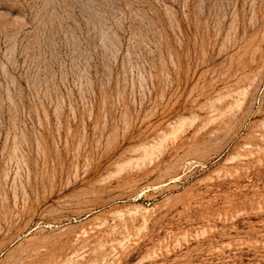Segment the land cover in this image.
I'll return each instance as SVG.
<instances>
[{
    "label": "rangeland",
    "instance_id": "374dc122",
    "mask_svg": "<svg viewBox=\"0 0 264 264\" xmlns=\"http://www.w3.org/2000/svg\"><path fill=\"white\" fill-rule=\"evenodd\" d=\"M0 264H264V0H0Z\"/></svg>",
    "mask_w": 264,
    "mask_h": 264
}]
</instances>
